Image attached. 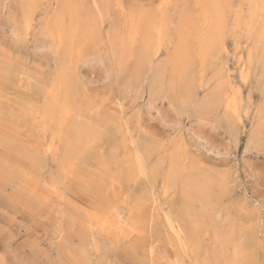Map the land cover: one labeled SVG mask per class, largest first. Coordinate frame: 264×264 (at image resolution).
Segmentation results:
<instances>
[{
    "label": "rangeland",
    "instance_id": "1",
    "mask_svg": "<svg viewBox=\"0 0 264 264\" xmlns=\"http://www.w3.org/2000/svg\"><path fill=\"white\" fill-rule=\"evenodd\" d=\"M3 1L4 2L2 6L4 8L1 10L2 13L0 12V94L2 93L0 96L1 97L0 104L3 103L2 106H4L5 108H3L2 106H1L2 108L0 107L1 109L0 115L2 116L5 113L4 110L8 112L7 113L8 115L5 113L6 115L4 114L2 117L0 116V161L7 168L14 167V165L18 162L21 164L22 167H24V169H27L28 168L27 165L29 164V162L24 156H22L19 153L20 149L22 147H23L22 148L23 150L35 149L38 153L41 150L39 155L40 154H44V155H40L39 159H42L45 165L43 166L44 171H43V175L41 176H42V179L44 177L43 185L47 189L45 190L44 195L34 196V194L28 193L27 191L23 190L21 187L13 183L12 180H10L7 175L2 176L0 174V256L4 257V259L6 260L8 264H87V263L88 264H109V263L110 264H149L152 260L150 261L147 257L148 256L147 243L150 241H155L156 251H155L154 260L157 261L158 264H168L169 261H172V259L175 258V251L170 245L167 244V241L165 240V237L163 235V231H162L163 230V219H162L161 210L166 208V204H169L171 202L170 200H173L175 198L179 199L177 195L178 194L177 191H178V187L180 183H177L176 189L174 188L170 192L166 190V180H167V173H168L167 170H169V167H170L168 159L170 157L171 151L173 150L176 144L182 143L183 145L182 149L183 150L186 149L185 153H187V157L182 158L183 160L186 159L185 161L182 160V165L184 167H189L191 166L193 162L192 159L196 160L195 161L196 164L197 165L199 164L201 166V167L198 166V170H197L198 173L201 175L202 173L203 174L207 173L209 176L214 178V180L216 179L215 180L216 182L217 181L218 182L222 181V183L224 182L223 184L225 185L227 184L228 186L227 190L230 194L229 195L230 197H228L225 200L226 202L228 200V202L227 203L225 202L224 206L227 204L225 208H227L228 210L231 209L230 212L233 213L231 214V217H232L231 218L232 219L231 220V226H232L231 231L234 229L232 231V235H233L232 237L235 236V240L234 238L231 237V241L226 247V249H228V252L226 251L225 255L221 257L219 260H217L215 256L210 255L211 257L210 263L211 264H218V263L228 264L229 263L230 261L229 257H231V253L233 254L234 252V246L236 245L235 242L236 243L238 242L240 238L238 234H240V232L243 231V230H240V228H242L245 231L247 230L249 231V229H251L252 231L251 230L250 231L256 233L257 235L254 246L253 247L251 246V248H253L254 251L250 252L252 251L251 248H250L251 250H249L250 260L253 259L251 261L252 263L250 262V264H261V262L262 264H264V256H263L264 255L263 253L264 251V246H263L264 245V153L260 152L256 148H253L252 149L253 151L251 150L249 153L246 151V147H245L247 144L246 140H248V137L251 133L255 118L258 115L257 112L260 107V104L262 103V101H264V96H263L264 80L261 77L262 66H263V56L262 55H263V50H264V23H263L264 22V0H256L257 1L256 3L257 11L253 17L250 14L252 12V8L254 6L255 0H229L230 11L226 17L227 18V21H226L227 29H226L225 36H224V45H225L224 51L221 52V54H219V52L217 51L219 54L218 58L211 59L207 63L204 64V58L201 55L203 51L201 49H197L196 53L194 54V56L196 57L193 58L194 60L192 63L193 68H195L193 70L195 72L194 73L195 74V86H196L197 94L198 95L200 94L199 95L200 100L210 90H212L217 85V83H220L221 80L223 81L226 80V82L227 80H229V85H228L229 92H230L229 96H231V98L237 99V101L236 100L235 101L238 103L237 107L239 109L238 111H239V117H240L239 121H240L241 132H240V137H239V141L237 144L231 142L228 136H226L222 131H219V132L212 131L211 127H209L210 125L208 126L206 124L205 126H202L203 124L196 123L195 119H193L192 117H187V115H185L181 119H179L173 112L169 110V106L167 105V102L162 103V101L154 102L153 100H151L149 93H148V89L146 88L143 92H140V93L139 91H136L135 89H134L135 91H133L132 89L127 90L129 88L128 86L124 85L126 84L124 82V79L123 80L117 79L115 76V73H110L109 75L108 70H107V66H109V64H106V66H104L100 63V60L98 59L94 60V62L93 61L87 62V61H84L83 59L77 60V58L74 57L71 60V63L69 65L70 69L69 68H68L69 70L66 69L65 73L62 74L63 77L60 76L59 78L58 77L56 78V70L58 69L57 62H56L57 61L56 55L59 51L57 49L58 47L56 48L57 44L55 43V41L49 40L50 37L47 36L49 35L47 32V26L53 21L54 19L53 16H55L58 10V0H40V1L39 0H28L29 2L28 6L27 4L26 6L24 5L25 4L24 0H3ZM22 1H24L23 4H22ZM177 1L178 0H170V2L169 0H119V1L112 0V4H113L112 13L113 14L116 13L118 5L124 8V11L126 12L130 7L133 6L134 8L137 5H139L140 9H143V10L154 9V7L155 9H158L161 12L163 10L161 14L165 15L169 13L170 11L174 13L175 4L177 3ZM132 3L135 5H133ZM22 5L25 6V9L22 7ZM53 6L55 8H53ZM139 6L137 8H139ZM199 7H200L199 4H197L196 8H199ZM169 9L171 10L169 11ZM243 10L245 11L243 12ZM25 11L28 14H26ZM110 22H108L104 27L103 37L105 40L102 39L103 45L101 48L102 58L103 60H106V61L108 60L107 58H105L107 56H103V55L106 53V49L108 48L107 39L110 33L112 21ZM25 25H26V29H25ZM27 28H29L30 30ZM15 30H17L18 32ZM256 34L261 35V39H260L261 43L258 42V45H256L257 42L255 40ZM40 36L41 38H39ZM46 41L48 43L47 46H46L47 43L43 45V42H46ZM166 42H164L163 44L164 48L162 47L163 52L161 51V53L158 56L159 58L157 57V59H160V60H158V62L156 61V63H159L163 60H167L169 56L170 49H169L168 42L167 43ZM49 43H50V46H49ZM104 44L106 45V47H104L105 46ZM244 46L246 47V49ZM51 49H53V51ZM51 52H53L54 54H52ZM250 53L252 54V61H253L251 62L252 64H250L249 62ZM160 55L162 57L166 56V59L160 57ZM199 55H201L202 58L199 57ZM77 62H78V65L76 64ZM74 64L78 68L75 67ZM223 64H225L224 65L225 67L223 66ZM245 64L247 67L245 66ZM200 65L202 66L200 67ZM81 66H86V67L81 68ZM244 66L246 68H244ZM240 67L242 69H240ZM79 68L81 69V72H79ZM244 70L246 73L244 72ZM68 72L70 73V75ZM106 73L109 75V77ZM65 74H67V77ZM243 74H246V75H243ZM68 76L70 77L68 78ZM65 78L68 81H66ZM70 78L72 80L74 79V82H73L74 86L80 83L78 87L80 88L82 86L81 87L82 90L81 88L75 89L77 92L75 91L73 93V96L69 98L70 100L69 99L67 100L66 91L64 88H65V83L70 82L71 80ZM62 79L63 80L65 79L64 81L66 82L63 83L64 81ZM218 79H220V81ZM81 82H84V83H81ZM83 84H86V85H83ZM49 85L51 86V88ZM60 85H61V88L58 89ZM205 85L208 88L205 87ZM203 87H205L206 89ZM44 89H46V91H43ZM89 89L90 91H88ZM52 90L54 91V93ZM82 91L85 92L86 96L80 94L82 93ZM131 91H133L134 93H132ZM49 93H51L53 97L51 96V94L48 95ZM4 94L6 95L8 94L7 98H6V95ZM87 94L89 97L87 96ZM28 95H31V96H28ZM78 95H82L84 97L82 104L80 100L81 96L79 97ZM139 97L141 100L139 99ZM44 99H47V101ZM1 100L3 102H1ZM48 100H51V104L56 105V108L58 109V111H56L57 110L56 108L55 109L52 108L51 104L50 105L48 104ZM96 100L99 104L96 103ZM7 101H9L10 103ZM57 102L59 105L57 104ZM65 102L69 103L68 105L70 107V110L72 109L70 117L68 116L66 118V120H68L67 122H69L70 125L74 120L78 118H83L89 113L91 114L94 113L95 115L94 114L93 115H94L95 125L97 126L100 123L103 126L104 129L102 133L104 136H103L102 142L100 143L99 146H93L90 149L91 151H89V153L93 154L95 158L97 157L99 161H102V164L103 163L107 164L106 166L107 169L104 172H100L99 168L96 167V165L98 164L100 165V162L98 163L97 161L93 160V161H90L88 165L89 166L88 171L86 168L87 166H85V167H81L82 170H79L78 173L76 174L73 168L71 169V166L70 168L68 166L69 171L66 170L68 173L65 171L63 175L58 176V165H59L58 161H60V159L63 157L61 156L60 151H59L60 141L57 136L58 131L56 130L58 129V126H59L58 125L59 123H57L59 122V119L56 120L57 117H53V116H54V110H55L56 112L55 116H58V118H60L61 120L62 116L60 115H61L64 105L66 104ZM30 103H32V105H30ZM28 105H30V107ZM6 107H8L7 108L8 110L6 109ZM36 108H38L39 110L37 111ZM18 109H20V111ZM12 110L14 113L11 112ZM10 113L11 114L13 113V114L11 115ZM20 114H22V118L27 116L26 119L25 118H24L25 120L22 119ZM24 114L26 116H24ZM47 116L48 117L50 116L51 119H49ZM5 117H8V118L6 119ZM100 117L102 118V120L100 119ZM46 119H49V120H46ZM129 120L132 125H130ZM3 121H6V122H3ZM13 121H16V122H13ZM23 121H25V123ZM47 121L50 123H48ZM9 122L11 126L13 125L12 127H10ZM36 122H39V123H36ZM55 123H57L58 126H56ZM43 124H46L45 126L46 127L48 126V128H45ZM7 125H9V127H7ZM27 125L30 127H28ZM136 125L138 126V128H136L137 127ZM55 126L57 127L56 129H55ZM13 127L15 128L13 129ZM9 128H11V130ZM122 128L125 130H123ZM140 129L141 131H143L142 132L143 134L141 133ZM26 130L28 132H26ZM123 131H125V133ZM20 133L24 135L22 136ZM140 133L142 136L140 137L139 135L138 137L137 135ZM120 134L121 136H125V137H120ZM42 135H45V136H42ZM20 136H22L23 138ZM6 138L8 139L6 140ZM13 138H16V139H13ZM50 138L52 140H50ZM135 138L136 140L137 139L138 140L135 141L134 140ZM143 138H145L146 140L154 141L158 143V148L155 153L156 157L154 156L152 160L147 164V168L144 171V173H137V172H134V170H132L129 167V161L130 159H132L133 154L135 152L133 151L135 150L133 148H135L137 146V143H139V141H141ZM174 138H176L177 140ZM29 139H31L30 143H29ZM173 141L175 142L173 143ZM119 142H121V144ZM115 143L116 145H119L117 146L119 148L117 149V152H115L116 155L114 154L112 156L110 154L111 153L110 151L112 149V146ZM129 147H131L132 150ZM120 148H122L121 149L122 152L120 151ZM124 148H126L127 150ZM52 149H55V150H52ZM167 149L168 150L172 149V150L168 151ZM43 150H45L46 154L41 153L43 152ZM49 150L51 151V153ZM123 150H125L126 152H124ZM87 152L84 151L85 153L84 156L87 154ZM166 152H169V153H166ZM124 153L129 157L128 158L125 157L126 155ZM53 155H56V157H53ZM163 156H164V163H165V167H163L164 168L163 170H165L166 174H164L165 172L163 173V170H162L161 174H159L160 177H158L159 176L158 175L156 178L151 174L152 169L155 168V166L153 165H156L157 160ZM165 156L167 157V160ZM113 157H115V159ZM116 157L117 158L120 157L119 158L120 161L119 159H116ZM12 160H15V161H12ZM111 166H113L112 169H110ZM111 170L112 171L114 170V171L111 172ZM107 171L111 173H107ZM124 171L125 173H123ZM136 173L138 175H136ZM49 174H52V175H49ZM61 176H64V177H61ZM70 176L73 178H71ZM77 176H79L80 178ZM149 177L151 178L152 181H150ZM51 179H53V181L56 180L55 182H57V184H55L56 186L55 188L57 189H52L51 185H48ZM67 180L68 181L70 180L69 184H71V182L75 184H71L70 186ZM86 180L88 182L87 184H86ZM122 182L124 183L123 188L121 187L123 186ZM84 183L86 184V187ZM110 185H112L111 186L112 190L110 188ZM232 185H233V189H231ZM69 186L71 189L69 188ZM102 186H104L106 189ZM145 186L152 188V190L149 191V195H150L149 200H147L148 207L151 209L154 208L153 213H155L156 211L159 213L157 214L156 212L154 214L156 217V219L154 220V223L156 225L152 223L153 229L148 228L149 223L148 224L145 223L143 224L144 226L141 225L140 232H138L140 234L136 233L134 235H130L126 237L123 236L119 238L116 237L117 233L113 235L111 234L110 236L105 235L104 233L100 235H96L95 231H96L97 226H95V224H96L97 219H96L95 214L98 213L97 212L98 209L103 205V204L102 205L100 204L102 202L101 200H99L100 196L107 195L109 200L110 199L113 200L116 197L122 199V197L124 196L123 195L124 193L127 196L128 194L130 195L133 193H137L138 195L139 193H142L143 191H145L144 190ZM174 191L176 192L174 193ZM95 192L96 194H94ZM95 197H96V200H95ZM229 198L230 200L231 199L232 200L230 201ZM125 199H126V204H127L129 199L128 198H125ZM152 200L155 201L154 206H153ZM229 202L231 203L230 206H229L230 204ZM234 202L236 204L235 206H234ZM239 205L242 206L243 210H241V207ZM212 206H213L211 209L212 211L210 210L209 215H208V217L210 216L211 218L207 217V220H206V222L208 223L205 222L204 226L200 229V235L198 236L194 235L193 237V240H192L193 248L192 250H190L191 252L190 258L193 262L189 260L190 259L189 258L187 261V264H204L205 259H206L204 256V253L206 251H210L211 249L212 237H213V224L211 223L212 221L210 222V220L213 219L216 213V211H214L216 210V206L215 205H212ZM238 206L240 209L238 208ZM96 207L97 208L99 207V208L97 209ZM234 210H237V211H234ZM213 213H214V216H213ZM234 216H236L235 217L236 219L234 218ZM81 217L84 219L87 218L86 220L87 222H88V219L90 220L91 223L87 225L89 229H86L87 226H84V225L81 226V223L78 220V219H82ZM236 223L237 225L235 227ZM244 224L246 225L243 227ZM247 224L248 225L250 224L253 227L248 226ZM89 225L91 226L89 227ZM157 225L158 226L160 225V226L158 227ZM239 225H241V227H239ZM254 226L258 228H254ZM78 227H81L83 232L80 231L81 228H78ZM236 228L239 230L237 231ZM90 229L93 231H91ZM142 231H144L145 234ZM91 233H92V236H91ZM103 235L108 236V237H102ZM91 237L92 238L94 237V238L91 239ZM157 243H159V245ZM106 246H108V248ZM232 246H233V249H232ZM166 251L168 254L166 253ZM84 253L86 256L83 255ZM260 253L262 257L260 256ZM254 260L256 263H254Z\"/></svg>",
    "mask_w": 264,
    "mask_h": 264
},
{
    "label": "bare ground",
    "instance_id": "2",
    "mask_svg": "<svg viewBox=\"0 0 264 264\" xmlns=\"http://www.w3.org/2000/svg\"><path fill=\"white\" fill-rule=\"evenodd\" d=\"M24 1H25L24 5L26 6V4H27V6H28L29 5L28 0H24ZM24 1H22V4L24 3ZM3 2H4L3 0H0V12L4 8L2 6ZM169 2H170V0H169ZM229 3H230L229 0H198V1H196V0H178L177 3L175 4L174 13H172L170 11L171 9H169V11H170L169 13L162 15L161 13L163 12V10L161 12L160 10L155 9V7L153 5L152 6L154 7V9H149V10L148 9L147 10L140 9L139 5H137L134 8L132 6L127 10V12L124 11V8H122L120 5H118L116 13L113 14L112 13V5H113L112 0H58V10H57L55 16H53L54 17L53 21L47 26V32L49 34L47 36L50 37L49 40L55 41V43L57 44L56 48L58 47L57 49L59 51L56 55L57 56L56 62H57V68H58L56 70V78L57 77L59 78L60 76L63 77L62 74L65 73L66 69L69 68L71 60L74 57H76L77 60L83 59L84 61H87V62L88 61L94 62V60L98 59V60H100V63L104 66H106V64H109V66H107V70H108L109 75H110V73H115V76L117 79H120V80L124 79V82L126 84H124V83L123 84L128 86V88H129L127 90L132 89L133 91L136 90V91H139V93H140V92H143L146 88V89H148V93H149L151 100H153L154 102H157V101H162V103L167 102V105L169 106V110L171 112H173L179 119H181L185 115H187V117H192L193 119H195L196 123L203 124L202 126H205L206 124L208 126L210 125L209 127H211L212 131H215V132L222 131L226 136H228V138L231 142L237 144L239 141L240 132H241L240 121H239L240 117H239V111H238L239 109L237 107L238 103L236 102L237 99L231 98V96H229V93H230L229 87H228L229 80H227V82H226V80L225 81L221 80V82L217 83V85L213 89L210 88L212 90H210L207 94L205 93L206 95L204 97H202L200 100L199 99L200 94L199 95L197 94V90H196V86H195V74H194L195 72L193 71L195 68H193V64H192L193 60H194L193 58L196 57V56H194V54L196 53L197 49H201L203 51L201 55L204 58V64L207 63L211 59L218 58V55L224 51V49H225L224 36H225L226 29H227V24H226L227 18L226 17L230 11ZM256 3H257V1L255 0L254 6L252 8V12L250 14V15H252V17L255 15V13L257 11ZM120 4H121V2H120ZM197 4H199V6H200L199 8H196ZM24 5H22V7L25 9ZM133 5H135V4H133ZM19 6H20V4H19ZM138 6H139V8H137ZM146 6H148V5H146ZM127 7H129V6H127ZM53 8H55V7L53 6ZM26 11H25V13H26ZM244 11L245 10H243V12ZM36 12H37V10H36ZM26 14H28V13H26ZM25 20H27V19H25ZM110 21H112V25H111L110 33H109V36L107 39L108 48L107 49L104 48V49H106V53L103 55V56H107L105 58L108 59L107 60L109 62L108 63L106 60H103V58H102V49L101 48L103 45L102 39H104V37H103L104 36V33H103L104 27ZM27 24H29V23H27ZM16 26H18V25H16ZM25 29H26V25H25ZM27 29H29V28H27ZM15 31H17V30H15ZM241 31H242V29H241ZM43 32H44V30H43ZM42 33H41V35H42ZM251 34H250V36H251ZM49 37H47V38H49ZM39 38H41V36ZM260 39H261V35L256 34V36H255V40L257 42L256 45H258V42H260ZM49 40H47V41H49ZM47 41L43 42V45L45 43H47ZM166 41L168 42L169 49H170L169 56H168L167 60H163L159 63H156V61L158 62V60H160V59H157V57L161 53L163 44ZM245 43H246V41H245ZM231 44H232V42H231ZM47 45H48V43L46 44V46ZM49 46H50V43H49ZM104 47H106V45ZM245 49H246V47H245ZM51 50L53 51V49H51ZM217 51L219 52V54ZM51 53L54 54L53 52H51ZM256 53H258V52H256ZM201 55H199V57H201ZM249 56H250L249 62H250V64H252L251 63V62H253L252 61V54L250 53ZM262 56H263V66H262L261 77L264 80V50H263ZM51 57H53V56H51ZM160 57H162V56L160 55ZM162 58L166 59V56L162 57ZM244 60H242V61H244ZM73 63H75V62H73ZM76 64L78 65V62ZM225 64H223V66ZM90 65H92V64H90ZM201 66L202 65H200V67ZM226 66H228V65H226ZM245 66H246V64H245ZM245 66H244V68L247 67V66L246 67ZM75 67H77V66L75 65ZM83 67H86V66H81V68H83ZM240 69H242V68L240 67ZM209 71H210V69H209ZM79 72H81L80 68H79ZM244 72H245V70H244ZM70 73H69V75H70ZM65 75L67 77V74H65ZM109 75H108V77H109ZM243 75H246V74H243ZM69 77L70 76H68V78ZM81 80H82V78H81ZM218 80L220 81V79H218ZM66 81H68V80L66 79ZM66 81H64L63 83H65ZM73 82H74V79L73 80L71 79L69 83H65L64 89L66 91L67 100L73 96V93L76 91L75 89L79 88L78 86L80 83L78 85L76 84L74 86ZM118 82H120V81H118ZM215 82H217V81H215ZM81 83H84V82H81ZM209 83H210V81H209ZM83 85H86V84H83ZM35 87H36V85H35ZM205 87H207V86L205 85ZM205 87H203V88H205ZM50 88H51V86H50ZM60 88H61V85L58 89H60ZM235 89H237V88H235ZM81 90H82V88H81ZM202 90H204V89H202ZM43 91H46V89H44ZM84 91H82V93H80V94L85 95ZM88 91H90V89ZM133 91H131V92L134 93ZM51 93H49L48 95H50ZM53 93H54V91H53ZM1 94H0V96H1ZM88 94H87V96H88ZM4 95H6V94H4ZM7 95H6V98H7ZM55 95H56V93H55ZM59 95H61V94H59ZM82 95H78L79 97L81 96V99H80L81 104L84 100L83 99L84 97ZM28 96H31V95H28ZM51 96L53 97L52 94H51ZM263 96H264V82H263ZM60 98H61V96H60ZM97 98H95V99H97ZM137 98H138V96H137ZM139 99H140V97H139ZM44 100L47 101V99H44ZM57 101H59V100H57ZM1 102H3V101L1 100ZM7 102H9V101H7ZM65 103L66 104L64 105L62 112H61V115H60V116H62L61 120H60V118H58V116H55V113H56L55 110H54V116H53V117H57L56 120L59 119V122H57V123H59L58 124L59 126L57 125V123H55L56 126H58V129H56L57 128L56 126H55V129L58 131L57 136H58L59 141H60L59 151H60L61 156L63 157V158H61L62 160L60 159V161H58L59 162L58 176L63 175V173L66 170H68V166H69V168L71 166V169L73 168V170H74V172H76V174L78 173L79 170H82L81 167L87 166L86 168L88 171V167H89L88 165H89L90 161H93V160L97 161L98 163L100 162L101 167L99 164L96 165V167L99 168L100 172H104L107 169V167H106L107 164L106 163L102 164V161H99L97 159V157L95 158V156L93 154L89 153V151H91L90 149L93 146H99L100 143L102 142V139L104 136L102 133L103 129H104L103 126L100 123L97 126L95 125V120H94L95 114L94 113H93L94 115L89 113L88 115L84 116L83 118H78V119L74 120L72 123L70 122L71 123V125H70L69 122H67L68 120H66V118L68 116L70 117L72 109L70 110V107L68 105L69 103H67V102H65ZM96 103L99 104L97 102V100H96ZM2 104H0V107L2 106ZM48 104L49 105L51 104V100H48ZM57 104H58V102H57ZM5 105H7V104H5ZM30 105H32V103H30ZM30 105H28V106L30 107ZM51 106L54 109L56 108L55 104H51ZM76 106H77V104H76ZM2 107L5 108L4 106H2ZM8 107H6V109ZM37 107H39V106H37ZM26 108H27V106H26ZM36 109H37V111L39 110L38 108H36ZM222 109H224V110H222ZM18 110L20 111V109H18ZM101 110H103V109H101ZM4 111L6 114L8 113L6 110H4ZM37 111H35V112H37ZM56 111H58V109ZM11 112H13V110ZM52 112H53V110H52ZM22 113H23V111H22ZM37 113H39V112H37ZM257 113H258V115L255 118L251 133L248 137V140H246L247 144L245 147H246V151L249 153L253 148H256L260 152L264 153V101H262V103L260 104V107H259ZM20 115L22 118V114H20ZM24 116H26V115L24 114ZM122 116H123V114H122ZM26 117H24V118L26 119ZM29 117H30V115H29ZM5 118L7 119L8 117H5ZM24 118H22V119H24ZM48 118L51 119L50 116ZM74 118H76V117H74ZM49 119H46V120H49ZM100 119L102 120L101 117H100ZM37 120H39V119H37ZM53 120H54V118H53ZM65 120H66V122H65ZM3 122H6V121H3ZM13 122H16V121H13ZM23 122L25 123V121H23ZM47 122H46V124H47ZM36 123H39V122H36ZM40 123H42V122H40ZM48 123H50V122H48ZM129 123H130V120H129ZM243 123H244V121H243ZM46 124H43V125L45 126ZM9 125H10V122H9ZM9 125H7V127H9ZM130 125H132V124L130 123ZM12 126L10 125V127H12ZM15 127H13V129ZM28 127H30V126H28ZM45 128H48V126L47 127L45 126ZM136 128H138V126ZM4 129H6V128H4ZM9 129L11 130V128H9ZM141 129H143V128H141ZM141 129H140V131H141ZM123 130H125V129H123ZM131 131H129V132H131ZM140 131H138V132H140ZM12 132H13V130H12ZM26 132H28V131L26 130ZM45 132H47V131H45ZM123 132L125 133V131H123ZM129 132H128V134H129ZM142 132L143 131H141V133ZM32 133H34V132H32ZM141 133L138 134L137 136L139 137V135H140V137H141L142 136ZM20 134L22 135V133H20ZM121 134H120V137H125V136H121ZM17 136H16V138H17ZM22 136H20V137H22ZM42 136H45V135H42ZM7 137H8V135H7ZM16 138H13V139H16ZM7 139L8 138H6V140ZM143 139L141 141H139V143H137V146L135 148H133V149H135V150H133L135 152L133 154L132 159H130L131 157L129 158L130 159L129 167L132 170H134V172H137V173H144V171L147 168V164L156 155L155 153H156L157 148H158V143H156L154 141L146 140L145 138H143ZM174 139H176V138H174ZM2 140H4V139H2ZM30 140L31 139H29V143H30ZM50 140H52V139L50 138ZM134 140L137 141L138 139L136 140V138H135ZM174 142L175 141H173V143ZM26 143H28V142H26ZM119 143L121 144V142H119ZM119 143H117V144H119ZM49 145H50V143H49ZM117 146H119V145H116V143L112 146V149L110 151L111 153L109 152L112 156L115 154V152H117V149L119 148ZM129 146H131V145H129ZM182 146H183L182 143H178L174 146L173 150L169 149L172 151H171L170 157L168 156L169 157L168 161H169L170 167L167 166V167H169V170H167L168 173H167V180H166V190L170 191V192L172 191V189H174V188L176 189L177 183H180V185L178 187V191H177L178 192L177 195H178L179 199L175 198L173 200H170L171 202L169 204H166L165 209H163V210L160 209L162 211V219H163V230H162L163 235L165 237V240L167 241V244L170 245L175 251V258H173L172 261H169L168 264H187V261L190 258V253H191L190 250H192V248H193V246H192L193 245V242H192L193 237H194V235L195 236L200 235V229L204 226V224L207 220V217L209 215V212L213 207L212 205H215L216 210H214V211H216V213H215V216L213 213L214 217L212 220H210V222L212 221L211 223L213 224V237H212L211 249H210V251H206L204 253V256L206 258L204 264H211L210 263V261H211L210 255L215 256V258L217 260H219L221 257H223L225 255L226 251L228 252V249H226V247L231 241V237L233 236L232 231L234 230L233 229L231 231V227H232L231 226V220H232L231 214H233V213L230 212L231 211L230 208H232L233 206L229 208L230 210L225 208V206L227 204L224 206V203L226 202L225 200L228 197H230L229 196L230 194L227 190V187H228L227 184L226 185L223 184L224 182L222 183V181L216 182L215 181L216 179L214 180V178L209 176L207 173H204V174L202 173V175L199 174L197 170H198V166H200V165L196 164V162H195L196 160H193L192 159L193 157L191 155L190 156L192 157L191 159L193 161L191 166L184 167L182 165V160H183L182 158L187 157V153H185L186 149L183 150ZM129 148L131 149V147H129ZM21 149H20L19 153L28 160V162H29V164L27 165L28 168L24 169V167H22L21 164L18 163L17 161H16L17 163L14 165V167L7 168L0 161V174L2 176L7 175L8 178L10 180H12L13 183H15L16 185H18L19 187H21L23 190L27 191L28 193L34 194V196L35 195H38V196L44 195L45 190L47 188L43 185L44 184V181H43L44 177L42 179L41 175H43V171H44L43 166H45V165H44V161L42 159H39V156L44 155V154L39 155L41 150L38 153L35 149H27V150H23V149L21 150ZM121 149L122 148H120V151H121ZM124 149H126V148H124ZM130 149H128V150H130ZM52 150H55V149H52ZM244 150H245V148H244ZM84 151L85 152L88 151L85 156H84V154H85ZM123 151L126 152L125 150H123ZM41 153H45V150H43V152H41ZM50 153H51V151H50ZM56 153H57V151H56ZM166 153H169V152H166ZM53 154H54V152H53ZM159 155H157V156H159ZM130 156H132V155H130ZM53 157H56V155H53ZM125 157L128 158L129 156L126 155ZM125 157H123V158H125ZM113 158L115 159V157H113ZM119 158L116 157V159H119ZM165 158L167 160L166 156H165ZM185 160H183V161H185ZM12 161H15V160H12ZM119 161H120V159H119ZM124 161H125V159H124ZM13 163H15V162H13ZM113 165H115V164H113ZM166 165H167V163H166ZM153 166H155V168L152 169V173L151 172L150 173L154 177L157 178V176L159 174H161L162 170L164 169L163 167H165L164 156L160 157L157 160L156 165H153ZM112 167L113 166H111L110 169H112ZM47 168H46V170H47ZM113 171L111 170V172H113ZM111 172L107 171V173H111ZM164 172H165V170H163V173ZM123 173H125V171ZM137 173H136V175H138ZM164 174H166V172ZM49 175H52V174H49ZM141 175H139V176H141ZM64 176H61V177H64ZM67 177H69V176H67ZM77 177H79V176H77ZM158 177H160V175ZM71 178H73V177H71ZM161 180H159V181H161ZM55 181H53V179H51L50 183L48 184V185H51L52 189H57V188H55L56 187L55 184H57V182H55ZM69 181H68V184H69ZM150 181H152L151 178H150ZM157 181H158V179H157ZM123 182H122L123 186H121L122 188L124 187ZM147 182H148V180H147ZM87 183L88 182L86 180V184ZM137 183H138V181H137ZM71 184H75V183L71 182ZM71 184H69V185L71 186ZM86 184H85V187H86ZM150 184H151V182H150ZM146 185H148V184H146ZM70 186H69V188H70ZM111 186L112 185H110V188H111ZM156 186H154V187H156ZM48 187H50V186H48ZM102 187H104V186H102ZM145 187H144L145 191H143L142 193L138 192L139 193L138 195H137V193H133L130 195L128 194V196H127L124 193L123 194L124 196L122 197V199L116 197L113 200H111V199L109 200L107 195H101L99 200H101L102 202L101 203L99 202V203L101 205L102 204L103 205L100 208L98 207L99 209L96 207L98 209V211H97L98 213L95 214L96 219H97L96 224H95V226H97L96 231H95L96 235H100V234L104 233L105 235L110 236L111 234L113 235V234L117 233L116 237H118V238L123 237V236L126 237V236L134 235V234L140 232L141 225H143L145 223H147V224L149 223L148 228L153 229L152 223H154V220L156 219L154 214L157 211L155 213H153L154 208L151 209L148 207V201L147 200H149V197H150L149 191H151L152 188L148 187V186H145ZM83 188H84V186H83ZM67 189H68V187H67ZM101 189H103V188H101ZM117 189H119V188H117ZM231 189H233V185H232ZM231 189H229V190H231ZM111 190H112V188H111ZM124 190H125V188H124ZM175 192L176 191H174V193ZM94 194H96V192ZM73 195H75V194H73ZM44 197H46V196H44ZM153 197H154V195H153ZM125 198L129 199L127 204H126ZM154 199H155V197H154ZM95 200H96V197H95ZM177 200H178V202H177ZM229 200H230V198H229ZM152 201H153V206H154L155 201L154 200H152ZM168 201H169V199H168ZM227 202H228V200H227ZM230 205H231V203L229 204V206ZM235 205L236 204L234 202V206ZM97 206H99V205H97ZM239 206H238V208H239ZM240 207H241V210H243L242 206H240ZM234 211H237V210H234ZM157 214H159V213L157 212ZM241 216H242V214H241ZM235 217L236 216H234V218ZM237 219H238V217H237ZM78 220L81 223V226H83V225L87 226L89 223H91L89 219H88V222L86 221L87 218H85V219L82 218V219H78ZM206 223H208V222H206ZM240 224H242V223H240ZM250 224L249 225L247 224V225L252 226ZM236 225H237V223L235 224V227H236ZM245 225L246 224H244L243 227ZM90 226L91 225H89V227ZM209 226H210V224H209ZM239 227H241V225H239ZM78 228H81V227H78ZM254 228H258V227L254 226ZM254 228H252V229H254ZM86 229H89L88 226L86 227ZM156 230H158V229H156ZM238 230L239 229H237V231ZM240 230H243V231H241L242 233L240 232V234H238L240 236V238L238 237L239 238L238 242L237 243L235 242L236 245L234 246L233 254L231 252H229V253H231V257H229L230 261L228 264H250V262L253 260V259L250 260V252L254 251L253 248H251V246L252 247L254 246V243L256 242L257 235H256V233L251 232L252 231L251 229H249V231L248 230L245 231L244 229L240 228ZM80 231L83 232L82 228ZM91 231H93V230H91ZM144 231H142V232L144 233ZM237 233H239V232H237ZM138 234H140V233H138ZM105 235H103L102 237H108ZM91 236H92V233H91ZM93 238L91 237V239H93ZM150 238H152V237H150ZM232 238H234V240H235V236ZM158 242H159V240H158ZM107 244H109V243H107ZM157 244L159 245V243H157ZM207 245H205V246H207ZM106 247L108 248V246H106ZM155 247H156L155 241H150L147 243V251H148L147 257L150 261L152 260L150 262L151 264H158V262L154 260L155 251H156ZM166 248H168V247H166ZM250 248L252 249V251L249 252V250H251ZM232 249H233V246H232ZM166 253H167V251H166ZM169 253H171V252H169ZM261 253H262V251H261ZM261 253H260V256H261ZM263 253H264V251H263ZM83 255H85V253ZM94 255H93V257H94ZM172 257H173V255H172ZM158 258H159V256H158ZM189 260H191V258ZM254 263H256L255 260H254ZM0 264H8L6 262V260L4 259V257H2V256H0ZM221 264H223V263H221ZM261 264H262V262H261Z\"/></svg>",
    "mask_w": 264,
    "mask_h": 264
}]
</instances>
